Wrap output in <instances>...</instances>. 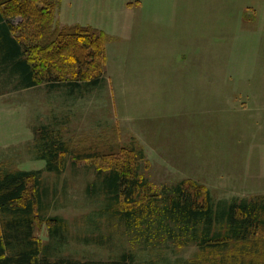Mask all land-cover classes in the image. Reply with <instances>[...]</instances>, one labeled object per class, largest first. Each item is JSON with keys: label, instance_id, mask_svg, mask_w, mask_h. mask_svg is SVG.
Returning a JSON list of instances; mask_svg holds the SVG:
<instances>
[{"label": "rangeland", "instance_id": "obj_1", "mask_svg": "<svg viewBox=\"0 0 264 264\" xmlns=\"http://www.w3.org/2000/svg\"><path fill=\"white\" fill-rule=\"evenodd\" d=\"M6 8L36 74L31 85L0 54V177L40 172L21 201H36L38 264L264 260V231L234 238L225 219L236 199L264 197V0H0ZM71 26L103 31L106 58L76 60ZM219 66L216 94H201ZM119 174L143 181L144 197L116 194ZM181 184L209 190L211 224L172 215ZM9 218L0 213V228Z\"/></svg>", "mask_w": 264, "mask_h": 264}, {"label": "trees", "instance_id": "obj_2", "mask_svg": "<svg viewBox=\"0 0 264 264\" xmlns=\"http://www.w3.org/2000/svg\"><path fill=\"white\" fill-rule=\"evenodd\" d=\"M18 5H16L18 9L22 8V4H20L21 6ZM34 8L36 10L37 7ZM62 33L66 42H70V46L77 53L76 60L80 61L82 54H86L85 59L89 57L92 60L98 55L105 57L107 40L103 31L90 27L71 26L63 29ZM0 54L5 57L7 62L19 65L22 74L32 82L31 85L35 83L33 81L36 73L32 67V62L23 58V47L12 36V14L11 9L8 10L7 8L0 10ZM60 147L63 152H70L63 144ZM53 153H55L53 159L57 161L61 153L60 149L54 150ZM97 156L99 157L97 152L76 154L78 159H94ZM53 159L49 158L47 161L46 167L49 171L55 169ZM39 175L40 172L20 170L5 173L0 177V213L10 217L0 228V264L41 263V245L33 235V215L36 201L28 200L24 204L21 203L28 182L33 178L37 184ZM114 180L115 189H118L116 194L128 198L129 202L135 203L142 196L144 197V184L137 176L128 181L126 180L127 183H125V176L120 174ZM182 185L184 184L177 185L172 189V194L175 192V196H172L170 200V210H173L171 211L172 215L175 218L190 222L206 220L211 224L213 221V204L209 190L204 189L203 186H196L200 191L196 196L197 191L185 190ZM199 201H204L206 206L200 204ZM133 208L138 209L137 207ZM225 219L234 238L246 240L259 232L261 233L264 231V197H257L252 200L236 199V201L229 204L228 210L225 212ZM49 222L53 224L54 228H59L62 221L58 218H51ZM5 224L9 227H4ZM214 239L218 240L220 238ZM252 261V257L250 259L246 257L244 263L252 264ZM46 264L51 263L46 262ZM63 264H85V262L66 260ZM92 264L119 263L92 262ZM255 264H264V260L260 259Z\"/></svg>", "mask_w": 264, "mask_h": 264}, {"label": "crops", "instance_id": "obj_3", "mask_svg": "<svg viewBox=\"0 0 264 264\" xmlns=\"http://www.w3.org/2000/svg\"><path fill=\"white\" fill-rule=\"evenodd\" d=\"M223 57V56H222ZM220 66H221V61H220V64H219ZM220 66L218 67V74L217 73H215L214 75H210L209 73H206V77H207V79H206V81H204V83H206L204 86H202L201 87V89H202V93L201 94H204V95H208V94H210V93H215V89L213 88V87H211L210 85L208 86V84L210 83V81L212 80V79H217L219 76H220ZM223 72H224V76L226 77H224L223 76V79L225 78V80H226V82H227V63L225 64V67H224V70H223ZM198 87H197V84H196V89H197ZM222 89H223V87H221V88H218V94H222ZM198 94H200L199 92H195V95L197 96ZM216 94V93H215ZM231 98H233V99H237V97H235V96H233V97H231ZM238 100V99H237ZM195 108V107H194ZM204 109L205 110H208V107H207V105H205L204 106Z\"/></svg>", "mask_w": 264, "mask_h": 264}, {"label": "bare ground", "instance_id": "obj_4", "mask_svg": "<svg viewBox=\"0 0 264 264\" xmlns=\"http://www.w3.org/2000/svg\"><path fill=\"white\" fill-rule=\"evenodd\" d=\"M26 109V108H25ZM22 112V111H21ZM18 115V114H17ZM11 120V119H10Z\"/></svg>", "mask_w": 264, "mask_h": 264}]
</instances>
